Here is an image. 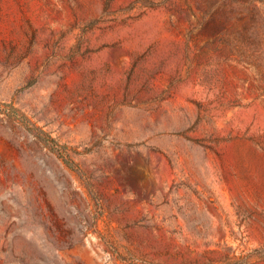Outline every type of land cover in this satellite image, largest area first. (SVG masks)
Listing matches in <instances>:
<instances>
[{"label": "rangeland", "instance_id": "374dc122", "mask_svg": "<svg viewBox=\"0 0 264 264\" xmlns=\"http://www.w3.org/2000/svg\"><path fill=\"white\" fill-rule=\"evenodd\" d=\"M0 264H264V0H0Z\"/></svg>", "mask_w": 264, "mask_h": 264}, {"label": "trees", "instance_id": "16d2710c", "mask_svg": "<svg viewBox=\"0 0 264 264\" xmlns=\"http://www.w3.org/2000/svg\"><path fill=\"white\" fill-rule=\"evenodd\" d=\"M40 138V137H39Z\"/></svg>", "mask_w": 264, "mask_h": 264}]
</instances>
